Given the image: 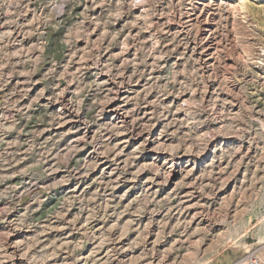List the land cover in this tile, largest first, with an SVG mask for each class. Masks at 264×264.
<instances>
[{
	"label": "rangeland",
	"instance_id": "rangeland-1",
	"mask_svg": "<svg viewBox=\"0 0 264 264\" xmlns=\"http://www.w3.org/2000/svg\"><path fill=\"white\" fill-rule=\"evenodd\" d=\"M263 233L264 0H0V264H232Z\"/></svg>",
	"mask_w": 264,
	"mask_h": 264
},
{
	"label": "built area",
	"instance_id": "built-area-1",
	"mask_svg": "<svg viewBox=\"0 0 264 264\" xmlns=\"http://www.w3.org/2000/svg\"><path fill=\"white\" fill-rule=\"evenodd\" d=\"M264 248V242L258 244L254 248H252L246 255L244 256V264H264V257H261L262 249Z\"/></svg>",
	"mask_w": 264,
	"mask_h": 264
},
{
	"label": "bare ground",
	"instance_id": "bare-ground-1",
	"mask_svg": "<svg viewBox=\"0 0 264 264\" xmlns=\"http://www.w3.org/2000/svg\"><path fill=\"white\" fill-rule=\"evenodd\" d=\"M243 7V6H242ZM244 8V7H243ZM242 8V9H243ZM263 219V218H262ZM257 221H260V219H258ZM258 224V223H257ZM246 229H251L250 227H247ZM241 233V231L239 232V234ZM239 234H237V235H235L234 237H232L231 239H229L228 241H227V243H226V245L227 246H230V247H232L233 249L234 248H237L238 247V241L241 239L240 237L242 236L241 234L239 235ZM240 237H239V236ZM231 236V235H230ZM258 236V235H257ZM258 241V240H257ZM264 242V233H263V235L261 236L260 235V237H259V244H261V243H263ZM240 244V243H239ZM244 249H247L248 248V246L247 245H244V247H243ZM217 255V254H216ZM215 255V256H216ZM261 257H264V248L262 249V252H261ZM214 256V257H215ZM244 259L245 258H242V259H240V260H238V261H236V262H233L232 264H244Z\"/></svg>",
	"mask_w": 264,
	"mask_h": 264
}]
</instances>
